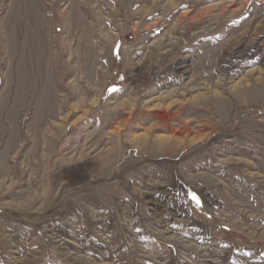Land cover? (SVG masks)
I'll return each mask as SVG.
<instances>
[{"label":"rangeland","instance_id":"1","mask_svg":"<svg viewBox=\"0 0 264 264\" xmlns=\"http://www.w3.org/2000/svg\"><path fill=\"white\" fill-rule=\"evenodd\" d=\"M0 124V264H264V0H0Z\"/></svg>","mask_w":264,"mask_h":264},{"label":"bare ground","instance_id":"2","mask_svg":"<svg viewBox=\"0 0 264 264\" xmlns=\"http://www.w3.org/2000/svg\"><path fill=\"white\" fill-rule=\"evenodd\" d=\"M185 32V31H184ZM183 34V33H182ZM188 36V35H187ZM180 38V37H179ZM178 38V39H179ZM170 39V38H169ZM177 40V39H176ZM186 40V39H185ZM34 41V40H33ZM178 42V41H177ZM183 43V42H182ZM181 44V43H180ZM219 46H220V44H219ZM229 46V45H228ZM170 50V49H169ZM175 50V49H174ZM44 53V52H43ZM166 53V52H165ZM38 54V53H37ZM42 54V53H41ZM166 55V54H165ZM25 57V56H24ZM37 57V56H36ZM156 57V56H155ZM154 56H153V58H155ZM184 57V56H183ZM241 58V57H240ZM21 59V58H20ZM42 59V58H41ZM211 59V58H210ZM32 60H33V58H32ZM159 60V59H158ZM221 60V59H220ZM226 60V59H225ZM212 61V60H211ZM224 61V60H223ZM155 62V61H154ZM157 62V61H156ZM222 62V61H221ZM37 63V62H36ZM36 63L34 62V61H30V60H28L27 62H25L24 63V65H21V63H20V66L21 67H19L20 69H19V73H21V75H22V73H24V70H25V68H26V73H28V76H25V77H27L26 79H23V82H20L21 84V87H22V90L23 91H25L26 92V94H27V90H30L29 92H28V94L29 93H31V92H34L35 93V90H37L38 89V87H37V84H36V78L37 77H35V73H36V68L34 69V70H31V65H36ZM210 63V62H209ZM217 63V62H216ZM223 63V62H222ZM227 63V62H226ZM238 63V62H237ZM151 65H152V63H150ZM209 65V64H208ZM217 65V64H216ZM219 65H220V63H219ZM148 66V65H147ZM150 66V65H149ZM148 66V67H149ZM222 66V65H221ZM154 67V66H153ZM183 68V67H182ZM216 68V67H215ZM32 69H33V67H32ZM152 69V68H151ZM175 69V68H174ZM205 69V68H204ZM49 70V69H48ZM148 70H150V68L148 69ZM41 71V70H40ZM198 71V70H197ZM249 71V70H248ZM38 72V71H37ZM148 72H150V71H148ZM196 72V71H195ZM204 72V71H203ZM207 72V71H206ZM212 72V71H211ZM48 73V72H47ZM147 73V72H146ZM160 73H161V71H160ZM253 71H252V69H250V71L246 74V77H243L242 78V81H239L238 83H236V84H234L233 86H228V88H225V87H223V85H222V78L221 77H219L216 81H215V83H214V86L216 87V89H212V90H210V91H208V93L207 92H197L196 93V95L194 94V96H192L193 98H191L192 100H189V101H193V102H196V104H193V103H191V102H188V103H184V102H179V103H176V101L174 100V98H172L173 100L171 101V100H169L168 102L169 103H167L168 105H170L171 106V104H174V105H176V104H180L179 105V107H178V109L179 110H183V109H185V108H188V107H191V109L193 108V112H195V111H198V110H200V111H202V110H204V108L208 105V104H205V103H208V102H206L207 100V97H211L210 98V100L211 99H216V98H218V97H220V96H223L224 94H222L223 93V91L221 90V87H222V89L223 90H228V89H231V90H233V91H240L241 90V88H244V87H246L247 88V86H249V84H251V83H249V81H251V79H250V76H252L253 75ZM195 74V73H194ZM197 74V73H196ZM200 74V73H199ZM26 75V74H25ZM41 75V74H40ZM161 75V74H160ZM198 75V74H197ZM201 75V74H200ZM147 76V75H146ZM150 76V75H149ZM148 76V77H149ZM168 76H170V75H168ZM212 76V75H211ZM247 76H248V78H247ZM254 76V75H253ZM153 77V76H152ZM172 77V76H171ZM174 77V76H173ZM40 78V77H39ZM194 78H195V76H194ZM261 78L262 77H256L255 78V80H261ZM216 79V78H215ZM211 80V79H210ZM22 81V80H21ZM40 81V80H39ZM38 81V82H39ZM47 81V80H46ZM153 81V80H152ZM151 81V82H152ZM157 81V80H156ZM161 81V80H160ZM214 82V81H213ZM246 82V83H245ZM248 82V83H247ZM44 83V82H43ZM158 83V82H157ZM206 83V82H205ZM57 84V83H56ZM60 84V83H59ZM157 86V85H156ZM208 86V85H207ZM48 87V85H46V88ZM55 87H57V86H55ZM59 87V86H58ZM61 88V87H60ZM134 88V87H133ZM137 88V87H136ZM159 88V87H158ZM184 88V87H183ZM208 88V87H207ZM175 89V88H174ZM173 89V90H174ZM148 90V89H147ZM151 90H152V88H151ZM179 90V89H178ZM182 90V89H181ZM205 90V89H204ZM231 90H230V92H231ZM49 91V89H43V92L41 93V97H42V95H43V93H46V92H48ZM170 91V90H169ZM175 91V90H174ZM183 92V91H182ZM241 92V91H240ZM134 93H135V98H134V96L132 95L133 94V89L130 91V99L127 101V100H125L126 102L125 103H127V104H129L131 107H132V110L131 111H129V113H130V116L128 117V118H126L125 120H123V121H121L120 122V124L122 125V122L125 124V125H127V126H131V124H132V117L134 116V113H135V111L137 110V108L138 107H135V108H133V106L135 105V104H137L138 103V97H136V92L134 91ZM180 93V92H179ZM183 94V93H182ZM222 94V95H221ZM164 95V94H163ZM163 95H159L158 96V99L157 100H160V99H162V98H167L166 96H164L163 97ZM176 95V94H175ZM210 95V96H209ZM53 96V95H52ZM174 96V95H173ZM129 97V96H128ZM221 98H223V97H221ZM132 99H133V102H131L132 101ZM156 100V99H155ZM154 100V101H155ZM181 101H183L182 99H180ZM143 101V100H142ZM163 101V100H162ZM141 102V101H140ZM164 102H165V100H164ZM222 102V101H221ZM224 102H225V100H224ZM191 103V104H190ZM213 103V102H212ZM223 103V102H222ZM155 104H160V105H155V108L154 109H151V108H148V104H146V108L147 109H150L149 110V112H151V111H157V109L160 107H165V106H167V105H165L164 103H161V102H157V103H155ZM224 104V103H223ZM196 105H202V106H197L196 108L197 109H194L195 108V106ZM213 106H214V104H213ZM212 106V107H213ZM217 106V105H216ZM141 107V106H140ZM145 108V107H144ZM213 108H215V107H213ZM219 108V107H218ZM140 109H142V108H140ZM206 109V108H205ZM142 110H144V109H142ZM216 110H217V108H216ZM145 111H147V110H145ZM148 112V111H147ZM214 113H216V111L214 112ZM129 115V114H128ZM156 115V114H155ZM158 116V115H157ZM134 119V118H133ZM155 119H156V117H155ZM158 119V118H157ZM152 120H154V119H151V121ZM1 125V124H0ZM136 125V124H135ZM165 126L162 124V122L160 121H156V122H153L152 124H151V126H150V128H148V129H146V131L144 132V133H141L140 135H134L133 137V140H130L131 141V143L132 142H134L135 144H136V146H138V148H139V151H141V152H145L146 150H148V148L149 147H152V145H154V146H156V147H159V148H165V147H170L171 145H172V142L173 141H175V143H176V140L174 139V137L173 136H171L170 135V133L168 134V135H155V136H153V132L154 131H158V130H160V129H163ZM178 128H180V127H178ZM18 129V128H17ZM121 129V128H120ZM125 129V128H124ZM169 129V128H168ZM175 129V128H174ZM32 130H33V135H34V137H35V140L37 139V136L39 135H37V131L35 130V128L32 126ZM119 131V130H118ZM170 131V130H169ZM115 132V131H114ZM113 134V133H112ZM117 135H120V132H117ZM16 137V139H18V138H21V139H24V135H20V134H18L17 136H15ZM131 137V136H130ZM25 141V140H24ZM27 141V140H26ZM29 142V141H28ZM23 145H26V144H23ZM147 145V146H146ZM132 147V146H131ZM135 147V146H134ZM12 150V149H11ZM167 150H169V149H167ZM170 151V150H169Z\"/></svg>","mask_w":264,"mask_h":264},{"label":"trees","instance_id":"3","mask_svg":"<svg viewBox=\"0 0 264 264\" xmlns=\"http://www.w3.org/2000/svg\"><path fill=\"white\" fill-rule=\"evenodd\" d=\"M194 201L197 202V198Z\"/></svg>","mask_w":264,"mask_h":264}]
</instances>
